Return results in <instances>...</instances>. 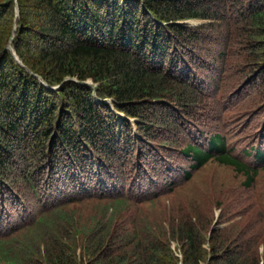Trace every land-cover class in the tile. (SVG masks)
I'll return each mask as SVG.
<instances>
[{
    "label": "trees",
    "instance_id": "trees-1",
    "mask_svg": "<svg viewBox=\"0 0 264 264\" xmlns=\"http://www.w3.org/2000/svg\"><path fill=\"white\" fill-rule=\"evenodd\" d=\"M0 264H264V0H0Z\"/></svg>",
    "mask_w": 264,
    "mask_h": 264
},
{
    "label": "rangeland",
    "instance_id": "rangeland-1",
    "mask_svg": "<svg viewBox=\"0 0 264 264\" xmlns=\"http://www.w3.org/2000/svg\"><path fill=\"white\" fill-rule=\"evenodd\" d=\"M17 13H18V9H17ZM193 24H195V23H193ZM10 49H12V48H10ZM58 89H60V88H58ZM55 90H56V89H55ZM238 134H239V133H238ZM238 134H237V135H238ZM254 140H255V139H254Z\"/></svg>",
    "mask_w": 264,
    "mask_h": 264
},
{
    "label": "water",
    "instance_id": "water-1",
    "mask_svg": "<svg viewBox=\"0 0 264 264\" xmlns=\"http://www.w3.org/2000/svg\"><path fill=\"white\" fill-rule=\"evenodd\" d=\"M18 16H19V9H18Z\"/></svg>",
    "mask_w": 264,
    "mask_h": 264
}]
</instances>
